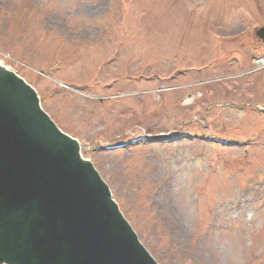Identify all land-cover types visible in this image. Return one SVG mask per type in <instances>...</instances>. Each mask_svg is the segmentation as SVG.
Wrapping results in <instances>:
<instances>
[{"label": "rangeland", "instance_id": "rangeland-1", "mask_svg": "<svg viewBox=\"0 0 264 264\" xmlns=\"http://www.w3.org/2000/svg\"><path fill=\"white\" fill-rule=\"evenodd\" d=\"M263 27L264 0H0V64L158 264H264Z\"/></svg>", "mask_w": 264, "mask_h": 264}, {"label": "water", "instance_id": "water-1", "mask_svg": "<svg viewBox=\"0 0 264 264\" xmlns=\"http://www.w3.org/2000/svg\"><path fill=\"white\" fill-rule=\"evenodd\" d=\"M0 264H157L79 143L1 66Z\"/></svg>", "mask_w": 264, "mask_h": 264}, {"label": "bare ground", "instance_id": "bare-ground-1", "mask_svg": "<svg viewBox=\"0 0 264 264\" xmlns=\"http://www.w3.org/2000/svg\"><path fill=\"white\" fill-rule=\"evenodd\" d=\"M190 100H187L186 101V104L185 105H188ZM259 109H262L264 110V105H261L259 106ZM162 136V135H161ZM259 250L261 251L262 254H264V244H262L260 247H259ZM256 251L254 249L250 250L246 255H249V254H255ZM246 257V256H245ZM239 264H242L241 262H239Z\"/></svg>", "mask_w": 264, "mask_h": 264}]
</instances>
